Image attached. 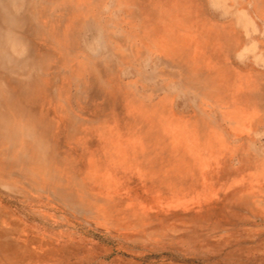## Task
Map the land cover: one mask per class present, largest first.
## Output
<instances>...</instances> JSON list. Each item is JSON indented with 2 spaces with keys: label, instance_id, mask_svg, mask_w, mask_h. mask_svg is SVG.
<instances>
[{
  "label": "rangeland",
  "instance_id": "obj_1",
  "mask_svg": "<svg viewBox=\"0 0 264 264\" xmlns=\"http://www.w3.org/2000/svg\"><path fill=\"white\" fill-rule=\"evenodd\" d=\"M0 264H264V0H0Z\"/></svg>",
  "mask_w": 264,
  "mask_h": 264
}]
</instances>
